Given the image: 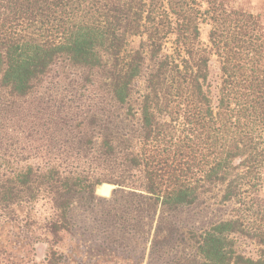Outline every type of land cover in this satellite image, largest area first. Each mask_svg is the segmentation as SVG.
I'll use <instances>...</instances> for the list:
<instances>
[{"label": "trees", "instance_id": "16d2710c", "mask_svg": "<svg viewBox=\"0 0 264 264\" xmlns=\"http://www.w3.org/2000/svg\"><path fill=\"white\" fill-rule=\"evenodd\" d=\"M263 180V13L236 0H0L2 219L22 206L25 226L56 245L86 239L96 257L264 264ZM205 195L211 213L229 210L196 224L186 214Z\"/></svg>", "mask_w": 264, "mask_h": 264}, {"label": "rangeland", "instance_id": "374dc122", "mask_svg": "<svg viewBox=\"0 0 264 264\" xmlns=\"http://www.w3.org/2000/svg\"><path fill=\"white\" fill-rule=\"evenodd\" d=\"M238 3L249 8L254 13L264 14V0H236ZM210 26L207 23H201L200 34L202 41L206 44L208 40V32ZM218 64L215 58L212 59L210 67V77L213 80H217ZM104 184V183H102ZM101 184V185H102ZM109 184V183H106ZM96 194L102 196L97 193ZM111 185L112 184H109ZM110 189V193H111ZM261 195L264 196V180L260 189ZM213 198L207 195L204 196L199 205L193 209L191 208L186 214L190 219H196V224L207 223L216 219L221 213H227L229 209L225 211L220 210L212 212L214 205H211ZM205 206H210L209 208ZM15 214L17 213L16 220L2 219L0 216V249L6 251L9 254L8 261L19 264H47L45 261L46 255L50 249L56 250L58 253L62 252L68 256V259H56L54 264H146V256L144 260H137L134 257L123 258L122 256H114L113 254H103L100 256H93L90 252L92 244L84 240H76L73 237L64 236L62 243L56 245L52 244L51 236L42 228L39 224L25 226L22 222V217L25 214V208L22 206L15 207ZM1 211V210H0ZM187 211V210H186ZM223 211V212H222ZM1 213V212H0ZM34 213V214H33ZM33 215L36 218H41L44 214V209L41 204H36L33 207ZM235 248L238 252H242L247 256H254L256 253L255 245L245 239L235 237ZM148 250V249H147ZM59 254H57L58 257ZM96 257V258H94ZM0 258V264H10ZM81 260V262L78 261Z\"/></svg>", "mask_w": 264, "mask_h": 264}, {"label": "water", "instance_id": "95a60500", "mask_svg": "<svg viewBox=\"0 0 264 264\" xmlns=\"http://www.w3.org/2000/svg\"><path fill=\"white\" fill-rule=\"evenodd\" d=\"M99 187V186H98ZM115 188V186H112L111 189ZM98 189V188H97ZM110 195V191H109V194L108 195H102V196H109Z\"/></svg>", "mask_w": 264, "mask_h": 264}, {"label": "bare ground", "instance_id": "6f19581e", "mask_svg": "<svg viewBox=\"0 0 264 264\" xmlns=\"http://www.w3.org/2000/svg\"><path fill=\"white\" fill-rule=\"evenodd\" d=\"M100 187V186H99Z\"/></svg>", "mask_w": 264, "mask_h": 264}]
</instances>
